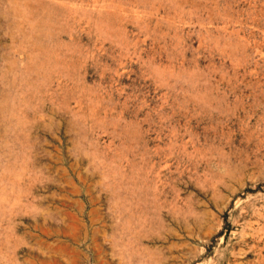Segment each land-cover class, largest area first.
Masks as SVG:
<instances>
[{
	"label": "rangeland",
	"instance_id": "obj_1",
	"mask_svg": "<svg viewBox=\"0 0 264 264\" xmlns=\"http://www.w3.org/2000/svg\"><path fill=\"white\" fill-rule=\"evenodd\" d=\"M264 264V0H0V264Z\"/></svg>",
	"mask_w": 264,
	"mask_h": 264
},
{
	"label": "crops",
	"instance_id": "obj_2",
	"mask_svg": "<svg viewBox=\"0 0 264 264\" xmlns=\"http://www.w3.org/2000/svg\"><path fill=\"white\" fill-rule=\"evenodd\" d=\"M242 264H248V263L244 261Z\"/></svg>",
	"mask_w": 264,
	"mask_h": 264
}]
</instances>
